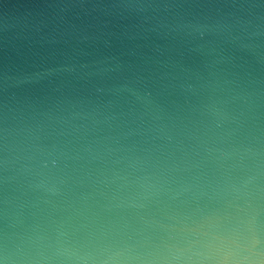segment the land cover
Here are the masks:
<instances>
[{"label": "water", "instance_id": "water-1", "mask_svg": "<svg viewBox=\"0 0 264 264\" xmlns=\"http://www.w3.org/2000/svg\"><path fill=\"white\" fill-rule=\"evenodd\" d=\"M194 17L214 34L174 47ZM129 64L151 70L152 103L117 91ZM241 124L264 142V0H0V135L62 134L130 171L181 128Z\"/></svg>", "mask_w": 264, "mask_h": 264}, {"label": "clouds", "instance_id": "clouds-1", "mask_svg": "<svg viewBox=\"0 0 264 264\" xmlns=\"http://www.w3.org/2000/svg\"><path fill=\"white\" fill-rule=\"evenodd\" d=\"M212 34L194 17L167 38L182 48ZM126 71L117 91L152 103L151 70ZM177 137L123 171L62 134L0 135V193L12 192L0 198V264H264V209L252 203L264 200V142L243 124Z\"/></svg>", "mask_w": 264, "mask_h": 264}]
</instances>
